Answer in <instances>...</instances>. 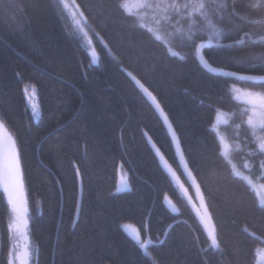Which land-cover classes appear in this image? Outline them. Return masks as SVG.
I'll list each match as a JSON object with an SVG mask.
<instances>
[{"label": "trees", "instance_id": "obj_1", "mask_svg": "<svg viewBox=\"0 0 264 264\" xmlns=\"http://www.w3.org/2000/svg\"><path fill=\"white\" fill-rule=\"evenodd\" d=\"M76 3L87 18L94 60L53 0H0V117L21 153L34 264H151L123 224L148 240L146 251L159 264H257L264 209L250 179L264 183V174L243 168L245 147L230 155L249 179L233 175L218 134L233 142L236 125L241 139L250 131L241 115L246 106L230 86L261 90L264 84L206 71L190 46L175 48L185 59L168 55L117 0ZM236 9L239 16L226 17L220 41L232 46L213 42L202 54L217 70L264 75V63L252 59L264 57V0H236ZM129 72L175 131L220 251L211 248L184 195L194 201L162 121ZM26 86L36 93V121ZM217 113L228 123H216ZM118 171L126 174L125 189H117ZM9 217L0 190V264H7Z\"/></svg>", "mask_w": 264, "mask_h": 264}, {"label": "snow or ice", "instance_id": "obj_2", "mask_svg": "<svg viewBox=\"0 0 264 264\" xmlns=\"http://www.w3.org/2000/svg\"><path fill=\"white\" fill-rule=\"evenodd\" d=\"M58 6H62V10L68 12L78 26L82 23H87V18L83 11H80V5L76 3V0H70V2L69 0H58ZM257 6L258 4L253 5V7ZM116 7L126 11L127 0H117ZM139 7L145 11L139 15L134 26L145 29L150 33L152 38L159 42L166 49L167 54L172 57L185 59L184 56H181L175 50L177 45H179L182 47L190 46L193 52L200 55L201 60H205L201 52L204 48V43L200 42L204 38L202 33L205 32L211 34L207 39L209 45L215 40L216 46L219 48H230L232 46L231 44H221L220 41L226 35L223 27L226 17L239 16L236 9V0H231V3H229V0H186L182 4L178 3L177 0H171V2L169 0H143ZM149 11L151 12L150 17ZM128 14L131 15V13ZM149 19L152 26H149L147 22ZM234 43H242V41H235ZM114 59L118 58L114 56ZM252 59L253 61L260 60L261 63H264V57H253ZM224 74L235 76L240 80L264 82V75L240 76L235 72ZM128 75L133 80H136V77L131 72ZM136 83L140 84V81L136 80ZM140 87L145 92H148V89L143 84H140ZM232 87L236 92L242 94L235 96V99L246 105L241 115L247 117L243 123L247 125L250 131L248 135L241 139L239 133L241 125H236L237 133L233 142H229L224 135L218 134L219 147L232 168V174L248 180L249 178L244 176L237 169L236 164L232 162L230 154L233 150L243 151L247 147L246 156L248 159L244 160L243 167L250 170L254 166L264 172V87L261 90L252 88L238 89L235 84ZM25 92L27 93V89H25ZM34 94L35 90L33 87ZM148 95L151 96L152 93L148 92ZM153 100H155V97H153ZM156 107L160 108L159 103L156 104ZM33 115H35V106H33ZM220 118L218 114L216 121L219 122ZM224 123L227 124L228 121L225 120ZM0 131L5 134L3 138H0V187L3 188L4 193L7 195V203L13 214V220L8 227L10 233L15 232L18 237L26 236L28 207L25 197L21 153L16 140L11 134L7 133L2 117H0ZM173 139L177 140L179 146L175 131H173ZM77 174H79V170H77ZM124 187H127V184ZM77 207L79 208V205ZM260 207L264 209V198L260 201ZM133 238L138 247L141 250H145L144 254L149 258L151 264H159L157 258L146 251L148 243L141 238L140 233L134 230ZM160 243H163V241ZM211 248L216 251L221 250L220 241L214 233L211 234ZM31 256L30 242L21 251L10 248L7 254V264H17V262L18 264H29Z\"/></svg>", "mask_w": 264, "mask_h": 264}, {"label": "rangeland", "instance_id": "obj_3", "mask_svg": "<svg viewBox=\"0 0 264 264\" xmlns=\"http://www.w3.org/2000/svg\"><path fill=\"white\" fill-rule=\"evenodd\" d=\"M53 1L56 5L60 15H61V18H62L67 30L80 41L82 46L87 50L89 56L94 60L95 57H94V53H93L92 37H91L90 28H89L88 24L82 23L81 25L78 26L76 21L72 18V16L69 15L68 12L63 11L62 6H58V0H53ZM69 2H70V0H69ZM169 2H171V0H169ZM177 2L182 4V3H185L186 0H177ZM141 3H143V0H127L126 12L131 13L136 19H138L139 15L145 11L144 9L139 7V5ZM150 16H151V12L149 11V17ZM147 22H148L149 26H152L150 19ZM202 35L207 41L208 36L211 34L205 32V33H202ZM213 42H215V40ZM230 88H231V91L233 93L234 98L237 95H242L241 93L236 92L232 86H230ZM236 88L243 89V88H240L239 86H236ZM25 89H27V93L25 92ZM24 95H25L26 104L30 110L31 116H32L33 120L36 121L39 117V109H38V105H37L36 93L33 95V88L31 86H26L24 88ZM33 106H35V115H33ZM218 114L221 117L220 118L221 121L223 119L225 120V116H223L221 113H217V115ZM245 119H247L246 116H245ZM216 123H218V122L216 121ZM7 133L10 134L8 131H7ZM4 135H5L4 132L0 131V138H3ZM163 165L165 166L167 172L171 176H173V171L171 170V168L168 165H166L164 162H163ZM262 174H264V172ZM117 176H118L117 189L121 190V189L127 188V187H124V185L127 184L126 174L122 171H118ZM172 178L174 179V181H176L175 176H173ZM250 181H251V186L255 190L259 201H261V199L264 198V183L259 182L258 177H256V176H253L252 179H250ZM0 190L3 193L5 201L7 203V195L4 193L2 187H0ZM25 197H26V194H25ZM7 206H8L9 213H10V219H9V224H10L13 220V214L11 212V209H10V206L8 205V203H7ZM122 228L131 238H133V236H134V230H135V232H138L137 229L131 224H123ZM8 236H9V245H10L9 249L14 248L17 251H21L24 246L29 245L30 240H29V235H28V227L26 229V236H19V237L15 232L10 233L9 227H8ZM143 240L146 241L145 239H143ZM30 250L32 252V256H31V259L29 260V264H34L35 263V253H34L33 247L31 246V243H30ZM257 255H258L257 256V264H264V250H259ZM17 264H18V262H17Z\"/></svg>", "mask_w": 264, "mask_h": 264}, {"label": "water", "instance_id": "obj_4", "mask_svg": "<svg viewBox=\"0 0 264 264\" xmlns=\"http://www.w3.org/2000/svg\"><path fill=\"white\" fill-rule=\"evenodd\" d=\"M206 46H210L208 43H204V47ZM202 52V50H201ZM196 57L197 60L199 62V64L201 65V67L203 69H205L206 71L212 73V74H218V75H222V76H226L232 79H236L238 81H245V80H240L235 76H230V75H225L224 73H231V72H227V71H222V70H217L213 67H211L207 62L205 63V60H201L200 59V55L196 53ZM129 76V75H128ZM240 76H245V75H240ZM131 78V80L133 81V83L136 85V87L138 88V90L144 95V97L148 100L149 104L153 107V109L155 110V112L158 114L160 120L162 121L166 131L168 132L170 139L172 141L173 147L175 149L176 152V156L180 165V168L187 180L188 186L190 187L192 194L194 195L195 198V204L198 206L199 209H197L196 205L191 201V199L187 196V194L184 192L188 202L190 203L191 207L193 208L194 212L196 213V215L199 217V219L201 220V223L203 224L205 230L207 231V234L209 236V238L211 239V234L210 232H208V224H210V220H209V216L206 210V206L203 200V196L201 193V190L191 172V170L189 169L186 160L183 156L180 144L178 146L177 144V140L173 139V128L171 127L168 119H166L165 114L163 113L161 107L157 108L156 104L158 103L156 100H153V95L149 96L148 92H145L141 87L140 84L136 83V80H133L131 76H129ZM246 82H252V83H264V82H260V81H246ZM177 137V136H176ZM199 210L202 212V216L199 212ZM208 224H207V222Z\"/></svg>", "mask_w": 264, "mask_h": 264}, {"label": "bare ground", "instance_id": "obj_5", "mask_svg": "<svg viewBox=\"0 0 264 264\" xmlns=\"http://www.w3.org/2000/svg\"><path fill=\"white\" fill-rule=\"evenodd\" d=\"M202 43H207V41L205 40V41H201ZM211 45H213V43L211 44ZM210 45V46H211ZM206 47H209V46H206ZM205 48V47H204ZM195 56H196V53H195ZM197 58V57H196ZM131 79V78H130ZM242 82H246V81H242ZM141 84V83H140ZM260 84H264V83H260ZM136 86V85H135ZM137 88V87H136ZM138 89V88H137ZM142 94V93H141ZM142 96L144 97V95L142 94ZM145 98V97H144ZM146 99V98H145ZM147 100V99H146ZM148 101V100H147ZM168 133V132H167ZM169 135V134H168ZM170 137V136H169ZM171 143H172V141H171ZM172 146H173V144H172ZM173 149H174V147H173ZM174 153H175V156H176V152H175V149H174ZM176 159H177V156H176ZM177 162H178V159H177ZM162 165H163V163H162ZM167 165V164H166ZM178 165H179V162H178ZM179 167H180V165H179ZM163 168H164V170L167 172V170H166V168H165V166L163 165ZM181 169V168H180ZM181 172H182V170H181ZM168 173V172H167ZM183 173V172H182ZM169 174V173H168ZM170 175V174H169ZM184 175V174H183ZM171 176V175H170ZM173 177V176H172ZM181 190H183V189H181ZM185 195V194H184ZM9 219H10V217H9ZM8 224H9V222H8ZM28 235H29V233H28ZM29 240H30V238H29Z\"/></svg>", "mask_w": 264, "mask_h": 264}]
</instances>
